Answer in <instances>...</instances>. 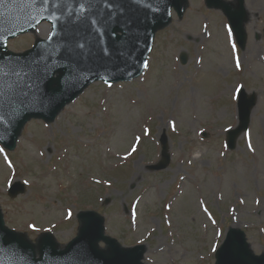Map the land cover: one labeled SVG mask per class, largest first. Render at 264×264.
Wrapping results in <instances>:
<instances>
[{"label": "rangeland", "instance_id": "1", "mask_svg": "<svg viewBox=\"0 0 264 264\" xmlns=\"http://www.w3.org/2000/svg\"><path fill=\"white\" fill-rule=\"evenodd\" d=\"M243 1V47L221 10L186 0L182 16L173 12L156 32L138 78L94 82L53 122L28 121L14 150L0 145L5 226L36 246L49 233L64 248L81 227L77 215L95 211L121 247L145 246L143 264H215L230 227L264 255V0ZM49 33L43 23L8 49L24 52ZM240 89L257 101L248 129L228 150ZM162 132L171 161L149 171L160 159ZM127 137L133 143L121 148ZM112 138L119 144L110 145ZM16 182L25 193L11 199L7 189Z\"/></svg>", "mask_w": 264, "mask_h": 264}, {"label": "water", "instance_id": "2", "mask_svg": "<svg viewBox=\"0 0 264 264\" xmlns=\"http://www.w3.org/2000/svg\"><path fill=\"white\" fill-rule=\"evenodd\" d=\"M185 3L186 0H0V66L7 73L0 76V143L13 150L29 120L53 122L93 82H129L138 78L155 33L169 24L172 9L181 17ZM205 3L226 15L242 47L244 1L237 0V7L223 0ZM43 22L51 25L47 39L37 41L22 54L8 51L9 39L35 30ZM179 59L182 65L187 61L185 54ZM256 100L254 94L240 92L238 125L226 134L229 150L247 130ZM160 144L161 159L148 166L149 171L164 170L170 163L164 132ZM24 192V186L17 182L8 195L15 198ZM78 219V234L63 249L50 234H45L36 251L23 235L5 227L0 212V264H142L145 246L121 248L116 240L104 235V219L95 212H82ZM100 242L106 249L99 248ZM215 259V264H264V255H253L244 232L235 228H229Z\"/></svg>", "mask_w": 264, "mask_h": 264}, {"label": "bare ground", "instance_id": "3", "mask_svg": "<svg viewBox=\"0 0 264 264\" xmlns=\"http://www.w3.org/2000/svg\"><path fill=\"white\" fill-rule=\"evenodd\" d=\"M230 3H231V4H234L233 1H231ZM44 36H46V35H44ZM44 36L41 35L39 32L36 33V38H41V37H44ZM250 46H251V48H252L253 50L255 49V44H254V43H251ZM117 141H118V138H112V139L110 140V145H114V144H116V143L119 144V141H118V142H117ZM133 141H134L133 138H131V137H127L126 140H123V141L121 142L120 147H121V148H126V147H128L131 143H133Z\"/></svg>", "mask_w": 264, "mask_h": 264}, {"label": "snow or ice", "instance_id": "4", "mask_svg": "<svg viewBox=\"0 0 264 264\" xmlns=\"http://www.w3.org/2000/svg\"><path fill=\"white\" fill-rule=\"evenodd\" d=\"M145 66H147V65H145ZM6 74L7 73L4 71V66H0V76L6 75Z\"/></svg>", "mask_w": 264, "mask_h": 264}]
</instances>
